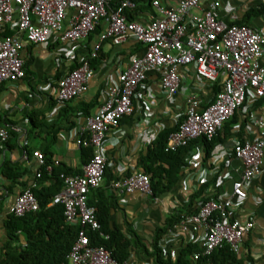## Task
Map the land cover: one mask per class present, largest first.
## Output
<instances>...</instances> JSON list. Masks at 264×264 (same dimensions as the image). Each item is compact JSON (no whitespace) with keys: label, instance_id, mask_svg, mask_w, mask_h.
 <instances>
[{"label":"built area","instance_id":"1","mask_svg":"<svg viewBox=\"0 0 264 264\" xmlns=\"http://www.w3.org/2000/svg\"><path fill=\"white\" fill-rule=\"evenodd\" d=\"M257 1L264 3V0ZM204 2H209L210 6L202 10ZM134 5V0H0V31L7 27L15 31L14 35L0 38V86L25 77L24 60L19 53L23 38L42 46L53 39L62 44H75L104 23L107 28L99 35L92 56L97 55L107 39L121 44L133 38L144 46V50L133 56L128 66L118 73L104 93L99 109L86 118L80 129L77 143L93 149L90 161L84 164L82 174H61L65 186L49 203V206L63 204L67 221L81 226L68 264H120L108 249L91 244L87 230L100 229V223L96 208L89 205L88 198L105 179L106 134L117 128L125 116L134 113V99L149 74L159 75L162 89L171 98L180 90L183 68L192 67L198 77L212 84L221 81V90L205 108L196 94L188 96L185 118L170 134L168 151L201 137L213 139L238 110L248 114L249 126L264 128V120L252 111L257 102L264 99V32L219 19L216 10L222 6V0H179L177 7H167L160 0H154L153 5L161 17L147 23L128 18L126 8ZM195 9L202 12L192 13ZM231 18L237 20L238 16L232 13ZM67 55L74 56L72 51ZM80 60L78 68L68 71L58 81L54 111L89 90L95 70L88 60ZM151 114L147 112V120ZM9 129L0 123V145L10 139L11 131H20L15 126ZM163 129L160 124L158 131ZM229 152L241 160L244 167L242 176L233 180L231 192L200 203L197 212L185 215L179 223L186 233L201 232L199 238L193 239L201 248L193 253L191 264H214L210 257L224 244L238 251L245 234L255 226L251 218L238 219L236 209L248 197L247 185L262 172L264 130L255 138H246L243 142L237 139ZM33 156L40 164L36 180L16 195L9 208L10 213L18 216L40 209L32 187L42 177L41 168L46 166L51 172L54 165L61 164L58 158L53 159L54 164H47L41 151H34ZM23 157L29 160L27 148ZM200 158L199 152L193 156L196 161ZM207 181L204 170L195 178L189 177L186 193L192 194ZM113 185L126 194L153 195L151 177L144 171L122 177Z\"/></svg>","mask_w":264,"mask_h":264},{"label":"crops","instance_id":"2","mask_svg":"<svg viewBox=\"0 0 264 264\" xmlns=\"http://www.w3.org/2000/svg\"><path fill=\"white\" fill-rule=\"evenodd\" d=\"M160 1L167 7H177L179 3V0ZM259 4L260 2L257 0H222V6L216 10V14L219 19L227 23L236 24L240 20L264 32V11L260 14L252 12V9L260 6ZM209 6V2H204L202 10ZM201 12V10H192V13L195 14ZM232 13H236L237 20H232ZM158 17H161V13L152 3L143 11L138 12L134 20L147 23ZM106 28L107 24L103 23L102 31ZM98 39L99 34L90 41L91 49ZM135 41L133 38H129L121 44H114L110 41L103 43L102 47L108 57L95 71L89 90L63 106L65 110L67 109L65 116H68L69 121H74L75 125L69 127L68 120L63 121V127L58 132L53 145L52 159H60L61 164H66L74 171H83L85 159L82 147L77 143V138L88 116H77V114L71 113L75 112V108L81 103L90 102L97 95L100 96L99 104L92 109L90 115L99 109L108 86L114 83L118 73L128 66L133 56V50H135ZM87 43V38L75 44H62L53 39L47 46H42L23 38L19 51L22 54L24 65L27 63L25 77L13 82H3L0 86V123L8 129L14 126L20 128V131L13 130L10 139L0 145V197L4 198H0L2 208V211L0 210L1 239L4 236L2 226L4 214L9 212L10 206L21 189L30 186L36 180L40 164L38 159L33 156V152H43L42 149L45 148V145L52 141L51 136L42 132L39 134L38 128L34 127L33 120L37 117L47 123L61 122L63 119V115L59 113L61 108L54 111L58 81L70 71V65L77 56L82 57L87 52ZM71 51L74 56L67 55V52ZM58 72H62L60 78ZM180 72L182 75L181 87L178 94L172 98L162 89L159 75L149 74L148 79L139 87L134 99V113L125 116L120 125L110 130L105 137L107 170L104 182L100 187L108 195L117 198L119 205L123 208L122 211L112 210L111 218L113 223L127 234L129 232H127L126 223H131L138 238L147 247H151L157 230L165 227L168 218L176 210L188 205L191 194L186 193L185 184L189 177L195 178L204 170L209 181L214 177L217 169H221L222 184L220 186L217 183L213 184L207 189V194H216L217 197L223 192L230 193L233 180L242 176L244 168L242 161L229 152L233 142L241 138H255L264 130L257 126H249L248 121L245 126L243 125L244 127L241 122L234 123L228 127L226 134L223 133L224 142L216 145L212 160L205 164H203L204 152L201 144L196 145L189 165L184 167L182 179L169 191L153 196L143 193L130 195L116 190L113 185L116 180L131 173L144 171L138 166V159L157 139L160 133L158 131L160 124L164 129L172 128L185 115L188 96L196 94L204 106L214 100V83L198 77L190 66L183 68ZM258 102L252 111H255L259 119L264 120V102L261 100ZM148 111H151L152 114L151 118L147 120ZM25 148L29 151V160L23 157ZM197 152L201 153L199 161L193 159ZM5 161L10 162L11 173L15 171L22 175L8 179L3 172ZM212 165L213 167H211ZM247 190L248 197L237 207L236 216L240 220L251 218L255 226L245 234L240 249L236 251L237 264H264V166L262 172L247 185ZM200 233H186L177 224L167 231L160 243L165 254L171 253L175 258L189 242L194 241V238H199ZM128 236L130 235L128 234ZM125 264L157 263L143 250L132 247L130 257Z\"/></svg>","mask_w":264,"mask_h":264},{"label":"trees","instance_id":"3","mask_svg":"<svg viewBox=\"0 0 264 264\" xmlns=\"http://www.w3.org/2000/svg\"><path fill=\"white\" fill-rule=\"evenodd\" d=\"M153 1L154 0H134L135 5L126 8L125 12L128 18L130 20L136 19L138 12L143 11L145 8L152 5ZM259 5V7L252 9L254 14H260L264 11V3L260 2ZM236 24L247 25L248 23L239 20ZM101 32L102 24H98L96 29L87 37V52H85L82 57H77L74 60L72 65H70V70H74L81 65V58L88 60L95 71L101 67L103 61L108 57V54L104 52V49L101 46L97 55L92 56V49L89 46L90 41L95 38V35H100ZM14 34L15 31L10 27H7L4 31H0V38ZM106 41L112 42L111 39H107L104 42ZM135 44V50H133L134 52L132 54L133 56L144 50V46L141 42L135 41ZM19 53L20 57H22L20 51ZM26 67L27 63H25L24 69ZM61 75L62 72H58L59 78ZM220 83L221 81H216L214 83L215 96L222 88ZM99 98L100 96L97 95L94 100L81 103L80 106L75 108V112L73 111L71 114L74 115L75 113L77 116L83 117L89 116L92 109L99 104ZM261 101L264 102V99ZM205 107L206 106L202 105V108ZM66 111L67 109L65 110L64 107L59 110L60 115H63V119L58 123H47L37 117L33 120L34 127L38 128L39 134L42 132L52 138V141L47 143L45 148L42 149L47 164H54L52 159L53 145L58 132L63 127V121L68 120V116H65ZM184 118L185 115L179 119L174 127L162 130L153 145L138 159V166H140L144 172L151 177L153 196H156V194L160 192L163 193L169 191L178 184L184 175V167L189 165V160L193 155L196 145L201 144L204 152L203 164L210 162L216 145L224 142L222 136L223 133L226 134L228 127L238 122H241L242 126H245L249 120L248 114H244L241 110H238L234 117L224 124L223 129L218 132L213 139L209 140L207 137H201L190 141L188 145L175 151H168L166 148L169 136L172 132L178 129ZM67 123H69V127L75 125L74 121L68 120ZM240 140L243 142L244 138H241ZM81 147L85 159L84 164H87L92 157L93 149L91 147ZM211 167H213V165ZM11 170L10 162L5 161L3 164V172L8 179L13 176L22 175L20 172L15 171L11 173ZM41 170L42 177L38 178L37 185L32 187V191L39 201L40 209L28 212L23 216H18L10 212L4 214L2 220L4 236L2 239L0 238V264H68L69 262L68 256L81 226L79 224H71L67 221L63 204L60 203L49 206V203L65 186L64 179L61 177L62 173L76 175L82 174V171H74L64 163L54 165L51 172L47 170L46 166H43ZM221 174V169H217V172H215L212 179L190 195L188 205L185 208L176 210L168 218L165 227L157 230L151 247H147V245L138 238L131 223H126L127 232H129L128 234L130 236L113 223L111 211L123 210L119 205L117 198L108 195L101 187L92 190L89 194L88 203L90 206L96 208L100 229L87 230L91 244L94 246H103L108 249L120 264H125L128 261L132 247H137L143 250L147 255L154 258V261L157 264H191L193 253L201 248L198 242H189L185 248L182 249L179 256L175 258L171 253L165 254L160 242L167 231L174 225L179 224L185 215L197 212L200 203H204L211 198H216V194H207V189L218 182L221 178ZM23 189L24 188H22L19 193H21ZM0 198L4 199L2 196ZM112 199L114 200L112 201ZM0 210L2 211L1 206ZM203 260H205V258ZM210 260L215 264H237L236 251H234L229 244H224L222 247L214 251Z\"/></svg>","mask_w":264,"mask_h":264}]
</instances>
